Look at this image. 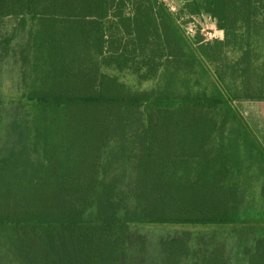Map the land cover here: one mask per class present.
Instances as JSON below:
<instances>
[{
    "label": "trees",
    "instance_id": "trees-1",
    "mask_svg": "<svg viewBox=\"0 0 264 264\" xmlns=\"http://www.w3.org/2000/svg\"><path fill=\"white\" fill-rule=\"evenodd\" d=\"M256 21L264 0H0V264H184L189 232L158 225L264 221V145L237 104L264 94L250 50L227 56ZM244 227L200 264H264Z\"/></svg>",
    "mask_w": 264,
    "mask_h": 264
},
{
    "label": "rangeland",
    "instance_id": "rangeland-1",
    "mask_svg": "<svg viewBox=\"0 0 264 264\" xmlns=\"http://www.w3.org/2000/svg\"><path fill=\"white\" fill-rule=\"evenodd\" d=\"M170 2V0H169ZM186 15L183 23L188 29V33L192 36L196 34V32H200L203 36L207 37L209 40L212 39H222V34L224 31L218 29L216 26V22L207 15L199 16L191 14H183ZM14 20V18H10ZM224 37V35H223ZM237 39L238 44H232L228 48V58L233 63L237 58L242 54L240 47L244 45L245 48L249 49L250 54V73L246 79L252 80L251 89L254 94L260 95L264 94V21H256L252 22V27L250 29L241 28L238 32ZM101 69L104 72L112 74L114 76L119 77L120 80L127 82L133 88L137 90H147L153 86L151 81H146L145 79H140L138 75H142L143 71H138V75L136 73L130 72H122L117 69L109 68L107 66H103ZM250 81V80H249ZM244 80H240L236 83V87H240L244 89ZM23 103L27 108L31 107L32 102L28 100H23ZM248 169H244L247 168ZM237 171V170H236ZM244 173L248 171L251 175V178L254 180L249 183L248 187L250 188V192H257L259 189L258 184L255 180H257V170L255 168H250L249 164L246 162L243 167ZM244 226L238 225H205V224H197V225H179V224H170V225H158L157 232L160 233H172L174 231L182 232L188 231L191 238V249L187 257L185 258L184 264H200L202 258L205 254L209 252L211 249L212 241L211 239L217 237V239L221 240L230 232L240 233L241 229L244 227L247 231L260 232L264 233V221H260L259 223H249ZM240 248V247H238ZM237 250V247H236ZM240 251V250H239ZM241 252V251H240Z\"/></svg>",
    "mask_w": 264,
    "mask_h": 264
},
{
    "label": "crops",
    "instance_id": "crops-1",
    "mask_svg": "<svg viewBox=\"0 0 264 264\" xmlns=\"http://www.w3.org/2000/svg\"><path fill=\"white\" fill-rule=\"evenodd\" d=\"M188 1L190 0H170V2L168 0L166 3L173 6L174 9L171 8L172 10L180 11ZM202 15L210 16L208 14ZM223 35L225 37V34H222V39H224ZM237 104L264 145V100H242L238 101Z\"/></svg>",
    "mask_w": 264,
    "mask_h": 264
},
{
    "label": "built area",
    "instance_id": "built-area-1",
    "mask_svg": "<svg viewBox=\"0 0 264 264\" xmlns=\"http://www.w3.org/2000/svg\"><path fill=\"white\" fill-rule=\"evenodd\" d=\"M163 1H164V2H168V0H163ZM170 7H171L172 9H174L173 6L170 5Z\"/></svg>",
    "mask_w": 264,
    "mask_h": 264
}]
</instances>
